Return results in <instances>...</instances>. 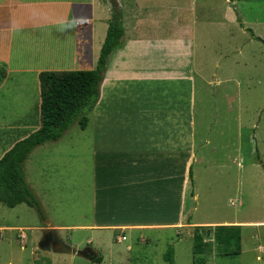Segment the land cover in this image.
<instances>
[{
  "label": "crops",
  "instance_id": "crops-1",
  "mask_svg": "<svg viewBox=\"0 0 264 264\" xmlns=\"http://www.w3.org/2000/svg\"><path fill=\"white\" fill-rule=\"evenodd\" d=\"M131 1L119 6L122 47L108 58L97 104L59 142L35 149L23 165L47 220L39 218L38 227H0V238L19 232L21 249L28 239L22 229L35 230L38 246L50 234L60 243L52 247L76 254L97 253L89 246L108 234L117 243L131 235L152 245L145 232L177 236L181 230L225 226L238 227L241 236L243 223L211 222L197 208L202 193L196 169L208 181L213 171L226 177L232 168L213 163L208 140H197V102L205 103L207 82L197 69L195 42L173 23L178 8ZM98 3L0 0V159L40 127L41 73L94 70L103 43ZM108 21L101 22L105 30ZM234 163L241 178L242 164L236 158L228 164ZM209 194V204L220 202ZM61 232L70 245L58 238ZM95 259L100 258L87 260L101 263Z\"/></svg>",
  "mask_w": 264,
  "mask_h": 264
},
{
  "label": "rangeland",
  "instance_id": "rangeland-1",
  "mask_svg": "<svg viewBox=\"0 0 264 264\" xmlns=\"http://www.w3.org/2000/svg\"><path fill=\"white\" fill-rule=\"evenodd\" d=\"M144 2L157 8H178L173 23L184 28L185 35L195 42L197 69L207 82L205 103L197 102V140L202 137L208 140L206 149L213 163L232 168L226 177L220 170L213 171L208 181L196 169L197 185L202 193L197 205L200 216H210L209 221L216 223L236 220L244 224L241 255L235 259L223 258L217 253L216 245L211 244L207 264H264V0ZM99 3L95 5V16L99 20L100 13L101 22L107 21L110 18L107 0ZM119 3L122 7L134 4L131 0H119ZM101 22L100 43L106 32ZM179 34L182 36V29ZM234 158L242 164L241 178L239 170L236 176L235 163L228 164ZM208 193L210 197L217 194L220 202L209 204ZM39 218L35 209L25 205L8 209L0 204V227H38ZM22 230L28 238L22 244L24 249L16 239L17 230L0 238V264L9 261L11 264H93L75 251L56 247L49 248L50 252L40 251L33 239L35 230ZM57 236L66 245L71 244L67 233ZM143 238L155 244L138 243L131 235L117 243L116 237L108 234L105 240L93 242L89 247L97 252L95 256L101 259L100 264H167L164 255L169 246L173 250V264H192L191 233L181 230L176 236L171 232H145ZM127 247L131 250L127 251ZM90 250L80 252L87 255Z\"/></svg>",
  "mask_w": 264,
  "mask_h": 264
},
{
  "label": "trees",
  "instance_id": "trees-1",
  "mask_svg": "<svg viewBox=\"0 0 264 264\" xmlns=\"http://www.w3.org/2000/svg\"><path fill=\"white\" fill-rule=\"evenodd\" d=\"M247 1V0H233ZM122 13L113 2L106 35L96 66L91 71L44 72L39 75L40 127L37 131L17 142L0 159V203L13 208L26 204L35 209L41 221L47 220L42 207L27 184L23 165L35 149L59 142L63 136L84 117L99 99L109 56L122 47ZM4 76L0 69V83ZM191 180V174H189ZM211 244L223 258L235 259L241 255V236L238 227H197L192 232V264H207L206 255ZM96 263L100 259L94 260ZM167 264H173L171 246L164 255Z\"/></svg>",
  "mask_w": 264,
  "mask_h": 264
},
{
  "label": "water",
  "instance_id": "water-1",
  "mask_svg": "<svg viewBox=\"0 0 264 264\" xmlns=\"http://www.w3.org/2000/svg\"><path fill=\"white\" fill-rule=\"evenodd\" d=\"M113 2V4L116 6V7H119L120 6V3H119V0H107V3L109 5V8H111V3ZM39 250L41 251H48L49 250V247H48V244L46 243L45 240H43L42 242H40L39 244ZM77 255L83 257V258H86V259H92L94 258V253L93 252H88L87 255L85 253H77Z\"/></svg>",
  "mask_w": 264,
  "mask_h": 264
},
{
  "label": "flooded vegetation",
  "instance_id": "flooded-vegetation-1",
  "mask_svg": "<svg viewBox=\"0 0 264 264\" xmlns=\"http://www.w3.org/2000/svg\"><path fill=\"white\" fill-rule=\"evenodd\" d=\"M44 239L50 247L60 245V243L55 240V237L50 234L46 235Z\"/></svg>",
  "mask_w": 264,
  "mask_h": 264
},
{
  "label": "built area",
  "instance_id": "built-area-1",
  "mask_svg": "<svg viewBox=\"0 0 264 264\" xmlns=\"http://www.w3.org/2000/svg\"><path fill=\"white\" fill-rule=\"evenodd\" d=\"M20 239H23L22 237H20ZM124 241V238H117V241L119 242V241Z\"/></svg>",
  "mask_w": 264,
  "mask_h": 264
}]
</instances>
